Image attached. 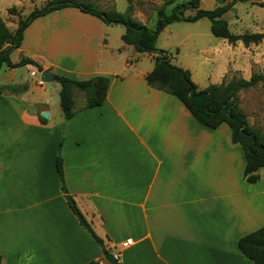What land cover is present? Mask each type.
Here are the masks:
<instances>
[{
    "label": "crops",
    "instance_id": "0c3cea01",
    "mask_svg": "<svg viewBox=\"0 0 264 264\" xmlns=\"http://www.w3.org/2000/svg\"><path fill=\"white\" fill-rule=\"evenodd\" d=\"M87 1L106 9L101 0ZM107 1L125 12L129 0ZM10 8L0 0L5 21ZM133 16L147 26L157 20L156 10L150 19L139 5ZM116 27L64 8L36 19L12 52L13 64L28 58L56 77L109 78L99 107L85 110L84 94L75 92L77 114L68 121L57 80L40 85L32 65L0 70V86L24 87L0 96L1 264L106 262L104 250L118 264H255L238 242L264 227L263 170L248 183L244 152L227 125L206 128L175 97L149 87L155 56L126 45L124 27ZM181 68L206 88L195 81L199 69ZM224 73L221 64L210 84ZM127 240L132 245L121 248Z\"/></svg>",
    "mask_w": 264,
    "mask_h": 264
},
{
    "label": "trees",
    "instance_id": "16d2710c",
    "mask_svg": "<svg viewBox=\"0 0 264 264\" xmlns=\"http://www.w3.org/2000/svg\"><path fill=\"white\" fill-rule=\"evenodd\" d=\"M146 1L148 0L140 2L129 0L126 11L118 12L115 9H100L95 3L89 1L51 0L46 2L43 7L35 8L28 16L19 18L14 31L6 26V21L0 15V70L5 65L10 68L32 65L38 72H43L41 66L28 58H23L18 64H13L10 56L14 50L20 48L26 29L36 19L58 10L75 8L99 19L105 25L122 26L125 29L122 40L126 45L134 47L138 53L155 54L154 69L145 78L148 86L175 97L192 117L206 128L217 129L224 124L227 125L230 129L232 143L238 145L244 152L245 180L250 184L257 183L260 179L259 171L264 170V134L249 124L246 114L240 108L238 94L264 82V72L252 75L249 80L241 78L229 83L211 84L200 89L193 81L191 72L172 64L171 57L165 51L158 50L156 44L160 33L168 25L176 22L195 23L203 18H207L211 22L212 35L226 40L231 46H235L238 42H241L245 47H249L251 44L258 45L264 40V33H232L224 15L233 8L234 4L226 3L214 10H203L200 9L201 0L165 1L156 10L157 20L154 28H150L137 21L133 16L135 7ZM254 4L264 8V3ZM171 6L173 7L169 9ZM188 10L195 11V14L185 15ZM57 81L61 86L60 107L63 117L67 121L77 114L74 101L75 92L84 94V109L87 110L99 107L105 102L110 85L109 78L104 76H96L87 81H75L58 76ZM23 88L14 85L0 86V96L17 93ZM57 170L63 191H66L60 155L58 156ZM71 206L81 225L99 245H102V241L94 233L84 216L73 203ZM238 248L246 258L255 264H264V227L242 237L238 242ZM104 254L107 255L108 252L104 250ZM89 264L99 263L91 262Z\"/></svg>",
    "mask_w": 264,
    "mask_h": 264
},
{
    "label": "rangeland",
    "instance_id": "374dc122",
    "mask_svg": "<svg viewBox=\"0 0 264 264\" xmlns=\"http://www.w3.org/2000/svg\"><path fill=\"white\" fill-rule=\"evenodd\" d=\"M101 1L106 9H114L112 2ZM165 1L168 0H148L139 6L147 11L151 19L154 10L159 9ZM45 2L46 0H3L4 7H11L6 9V26L14 31L17 28L19 18L28 16L35 8L43 7ZM226 3L234 4L233 8L225 15L232 33H264V8L254 4L264 3V0L261 2L225 0ZM14 5L19 8L13 7ZM214 5V0H204L201 9L208 10ZM11 9L14 10L10 11ZM194 13L188 10L185 15H193ZM155 23L156 18L150 22L149 27L154 28ZM170 25L160 34L156 47L172 57L176 66H195L199 69L202 76H199L200 78L195 76V81L200 87L211 85L210 83H212L221 64L226 69V73L220 75L217 80L218 85L241 78L250 79L252 75L264 72V40L258 45L251 44L249 47H245L241 42L238 43L242 45L231 46L226 40L212 35L211 22L207 18L196 23L176 22ZM116 28L123 30L122 26ZM117 42L121 43L122 41L118 39ZM228 46L231 47L226 50L225 48ZM226 53L228 54L227 57ZM150 56L153 57L155 54H147L146 59L152 60ZM13 58L15 59L16 55ZM208 59L209 62H207ZM210 77H212L211 80H209ZM238 98L240 108L246 114L249 124L264 134V82L241 91Z\"/></svg>",
    "mask_w": 264,
    "mask_h": 264
},
{
    "label": "water",
    "instance_id": "95a60500",
    "mask_svg": "<svg viewBox=\"0 0 264 264\" xmlns=\"http://www.w3.org/2000/svg\"><path fill=\"white\" fill-rule=\"evenodd\" d=\"M214 1L218 6H224L225 5V0H214ZM251 1L252 2H261L263 0H251ZM40 80L43 83H48V82L57 80V77L55 75H53L51 72H49L48 70H44L43 72L40 73ZM42 117L47 119L49 117V114L47 112H44V113H42ZM65 199L72 203L70 196H66ZM105 259L109 264H118L117 261L114 259V256L112 254H107L105 256Z\"/></svg>",
    "mask_w": 264,
    "mask_h": 264
},
{
    "label": "built area",
    "instance_id": "2783aa9c",
    "mask_svg": "<svg viewBox=\"0 0 264 264\" xmlns=\"http://www.w3.org/2000/svg\"><path fill=\"white\" fill-rule=\"evenodd\" d=\"M40 85H42L43 84V82L42 81H40V83H39ZM37 85V84H36ZM132 245V241L131 240H127V241H125V242H123L122 244H121V248H128V247H130ZM114 256V259L117 261V259H118V256L117 255H113ZM99 264H107V261L106 262H98Z\"/></svg>",
    "mask_w": 264,
    "mask_h": 264
}]
</instances>
